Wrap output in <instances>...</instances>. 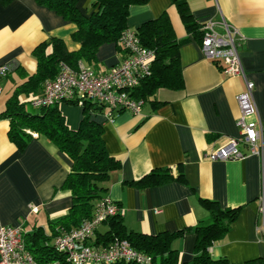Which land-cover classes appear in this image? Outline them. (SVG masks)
<instances>
[{"label": "crops", "instance_id": "crops-1", "mask_svg": "<svg viewBox=\"0 0 264 264\" xmlns=\"http://www.w3.org/2000/svg\"><path fill=\"white\" fill-rule=\"evenodd\" d=\"M76 4L83 14L92 10L91 0H76ZM187 5L199 24L223 17L240 31V60L246 78L254 84V102L264 129V0H187ZM163 12L176 38L186 39L179 48L183 88L158 89L143 102L139 115L106 108L94 115L103 126L108 154L119 163L106 184V196L119 206L127 231L148 236L178 233L171 247L183 263L194 257L197 237L193 229L209 220V205L237 209L228 233L209 248L210 256L232 264L264 261L260 159L249 154L239 160L208 159L214 149L240 137L237 96L245 89L244 79L226 74L222 64L203 56L199 41L187 32L171 0L131 6L128 29L137 30ZM75 31L74 23L38 0H0V66L14 64L12 72L0 78V226H21L28 239L40 230L49 245L55 238L50 224L65 216L72 204L70 191L63 187L71 161L50 140L36 134L18 150L8 138L10 124L2 113L25 76L35 73L33 51L52 39L76 51L80 46L71 38ZM124 57L123 49L104 44L96 64L80 61L79 65L105 72ZM41 92L20 99L31 105ZM58 108L67 125L77 129L82 108L65 102ZM239 149L247 151L243 145ZM164 168L177 179L151 186L137 184ZM108 231V223L100 224L90 244L102 242Z\"/></svg>", "mask_w": 264, "mask_h": 264}, {"label": "trees", "instance_id": "trees-1", "mask_svg": "<svg viewBox=\"0 0 264 264\" xmlns=\"http://www.w3.org/2000/svg\"><path fill=\"white\" fill-rule=\"evenodd\" d=\"M38 1L76 25V31L71 38L80 47L76 51H69L59 39H52L38 46L33 51L37 64L35 73L25 76V81L16 87L6 102L2 116L9 120L8 138L18 150H23L32 139V134H36L50 140L71 161V170L63 187L70 191L72 204L65 216L50 224L56 237L78 228L83 221L90 219L98 201L108 197L106 184L111 172L118 168L119 163L108 154L103 126L94 117L102 114L105 107L100 110L96 104L83 100L82 121L77 129H72L67 125L58 105L34 108L21 101L20 96L41 91L46 80L57 76L61 64L72 69H77L80 61H85L89 65L96 64L97 52L104 44L113 43L118 51H121L123 48L120 38L128 29L130 7L145 5L150 0H91L92 10L89 14H83L78 10L76 0ZM171 3L178 10L187 32L194 34L200 44L202 24L193 19L187 0H171ZM136 33L141 45L153 51V60L150 75L130 92V96L144 102L154 97L160 88L181 90L183 78L179 48L186 39L176 38L168 14L163 12L155 19L143 23ZM65 103L76 104V101ZM90 111L92 113H89ZM176 179L169 168H164L150 173L137 184L151 186ZM208 210L209 220L193 229L197 240L194 257L190 263L181 262L178 253L171 247L172 239L178 233L148 236L127 231L121 215L113 216L104 222L108 223L109 231L103 235L102 242L97 240L93 246L105 248L115 240H126L132 248L148 254L151 257L150 264H232L223 258H212L209 248L228 233L238 211L230 208L221 209L214 203L209 205ZM25 243L27 250L38 262L70 264L64 254L58 253L51 244L49 245L40 230H36L30 239L26 234ZM103 264L136 263L120 261ZM245 264H264V261L256 259Z\"/></svg>", "mask_w": 264, "mask_h": 264}, {"label": "built area", "instance_id": "built-area-1", "mask_svg": "<svg viewBox=\"0 0 264 264\" xmlns=\"http://www.w3.org/2000/svg\"><path fill=\"white\" fill-rule=\"evenodd\" d=\"M200 49L203 56L214 64H222L228 75L241 76L245 89L237 96L239 116L236 124L239 138L214 149L208 159L227 161L243 159L248 154L260 159V212L264 213V129L253 97V82L249 81L241 64L239 50L243 44L240 31L229 25L222 17L208 20L201 26ZM125 57L105 72H95L79 65L72 69L65 64L54 79L46 80L41 94L31 101L34 108L50 107L67 101H76L79 107L88 100L107 111L122 110L139 115L142 100L134 99L130 92L150 75L153 51L141 45L136 30L127 29L120 38ZM14 69V64L0 66V78L6 77ZM110 117V116H109ZM253 117V119H249ZM243 145L246 152L241 151ZM121 215L119 206L109 197L102 198L95 205L92 217L69 232L61 233L53 239L52 246L65 255L70 264H103L127 262L150 264L151 257L130 246L126 240H115L108 247L90 244L97 227L109 218ZM264 235V225L261 228ZM25 232L21 226H0V264H56L38 262L27 250ZM264 241V240H262Z\"/></svg>", "mask_w": 264, "mask_h": 264}, {"label": "water", "instance_id": "water-1", "mask_svg": "<svg viewBox=\"0 0 264 264\" xmlns=\"http://www.w3.org/2000/svg\"><path fill=\"white\" fill-rule=\"evenodd\" d=\"M100 110H102V107H100Z\"/></svg>", "mask_w": 264, "mask_h": 264}]
</instances>
